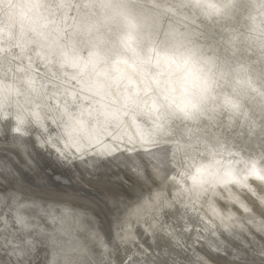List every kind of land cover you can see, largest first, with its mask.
<instances>
[{
	"label": "snow or ice",
	"instance_id": "snow-or-ice-1",
	"mask_svg": "<svg viewBox=\"0 0 264 264\" xmlns=\"http://www.w3.org/2000/svg\"><path fill=\"white\" fill-rule=\"evenodd\" d=\"M0 52L3 139L7 142L12 135L17 151L39 143L60 165L105 180L109 224L105 229L90 219L86 234L73 232L63 217L47 213L52 207L47 199L15 189L11 174L0 171V264H41V256L42 264H181L172 239L187 227L184 216L196 222L189 208L195 211L197 202L215 212L212 198L218 189L228 190L251 213L264 239V94L260 111L253 115L248 102L235 93L209 98L205 81L196 102L187 98L186 88L179 103L173 98L172 122L143 112L125 118L93 102L74 77L49 69L47 63H55L51 50L42 52L35 71L31 58L24 67L22 55ZM133 125L135 136L126 132ZM252 140L258 141V154L242 147L243 141ZM64 208L75 218L70 204ZM36 209L50 217L44 231L30 226ZM257 214L262 218L258 223ZM230 235L237 237L234 231ZM223 251L225 264H264V243L258 260L246 255L243 244Z\"/></svg>",
	"mask_w": 264,
	"mask_h": 264
},
{
	"label": "bare ground",
	"instance_id": "bare-ground-1",
	"mask_svg": "<svg viewBox=\"0 0 264 264\" xmlns=\"http://www.w3.org/2000/svg\"><path fill=\"white\" fill-rule=\"evenodd\" d=\"M0 49L22 55L24 67L31 58L32 71L42 52L51 50L55 63L49 61V69L74 77L93 102L125 118L143 112L172 122L173 98L179 103L186 88L187 98L196 102L205 81L209 98L235 93L256 115L264 94V0H0ZM4 131L0 125V171L11 174L15 189L47 199L52 205L47 213L63 217L73 232L86 234L90 219L108 228L105 180L60 165L39 143L17 151L12 135L3 139ZM126 132L137 134L134 125ZM242 147L258 154L257 140L243 141ZM212 201L215 212L197 202L195 211L189 208L196 222L183 217L187 227L172 239L177 259L225 264L223 248L236 251L243 244L246 255L258 260L264 239L251 213L228 190L218 189ZM64 203L72 206L75 218L65 214ZM255 219L262 218L257 214ZM29 221L41 231L51 223L40 209Z\"/></svg>",
	"mask_w": 264,
	"mask_h": 264
}]
</instances>
